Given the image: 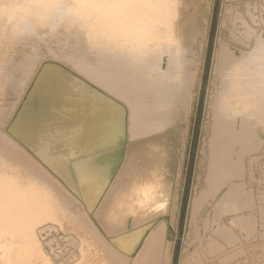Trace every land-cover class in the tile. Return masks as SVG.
Segmentation results:
<instances>
[{"label": "rangeland", "instance_id": "rangeland-1", "mask_svg": "<svg viewBox=\"0 0 264 264\" xmlns=\"http://www.w3.org/2000/svg\"><path fill=\"white\" fill-rule=\"evenodd\" d=\"M27 1L30 2L31 0H0V8L3 7L4 5L15 6V4L20 5L21 3H22L21 5L24 6L26 3H28ZM36 1L32 0L33 4L26 5V6L22 7L21 9L23 11L18 10V8L17 9L15 8L16 10L12 11V12H14L15 15H16V13H18V15H16V16L20 19L19 21L23 22V23L18 22L19 24L18 23L16 24V28H19V30L22 29V31H25V32L30 31L31 33H35L34 35L32 34L31 39H34L35 35H36L35 37L38 39H45L46 40L45 43L41 46L42 50H46V45H48V47H49L52 43H54V41H55L54 39H56V37H57V40L55 42L56 44L54 43L53 44L54 46L49 47L48 51L47 50L46 51L49 53V57H51L53 59L59 60V55H60V59L62 61L61 60H59V61L63 65L65 64L64 67L66 69H68L69 74L74 75V76H76V75L79 76L76 73V68H75L77 65H79L81 67L83 65V67H84V65H86V64L96 65V64L100 63L101 61L106 62V61L111 60L113 62H116L119 66L123 67L122 62H121L122 61V51L121 50L124 49L125 52L127 53L129 51L128 48H131L130 45L132 43H129V40L127 41L128 43H125V44H124V42L123 43L121 42V36H119L120 35L119 33H121V31H119L120 25H118V27H116V25L118 23H120V18L113 20V22H115V23L110 22V24H109L110 20L107 21L106 19H108V18L103 19L105 16L101 15L102 16L101 19H103V20H97V21L98 22H101V21L104 22V20H105L106 22H104L103 24L101 22V25L102 26L105 25L106 27L105 26H104V28L98 27V25L95 26V24L93 25L94 28L92 26V28H93L92 30H94V31L97 30L98 32L100 31L102 33V35L104 36V38L107 37L106 36L107 34L105 35V33L109 32L108 35L110 37L108 39H105V40L102 39L105 42L104 41H101V42L106 43V40H108L109 41V43H107L108 45L109 44L110 45L115 44L114 45L115 48L113 45H111V47L110 46L108 47V46H106L107 44H104L108 50L105 49V50H107L106 51L107 53L104 51V48L102 50H100V52L103 51V52H101V54H102L101 55V54H99L100 52H99L98 48L101 49V47H104V46H103V43L101 44V42H97L96 39H95V41L93 39V42H97L100 45H102L101 47H99V44L96 45V48L98 50L93 45L94 43H92V42L90 43V41H92V39L90 41H88L89 39L87 40L86 36H84L83 34L82 35L80 34V36H78L79 38H76L77 41L75 39H72L70 36H69L70 40L66 37H60V35L62 36V34H60V33H63V32H60L61 31L60 28H62L60 26H64L65 24H67L65 26H69V27H66V29H68L67 32L70 33L69 35H71V36L73 34H75V32H76L75 30L77 28L80 29L81 27H83L82 23L80 21H76V22L81 23V24H77L76 22L73 23V21L76 18V16L80 17L85 12L86 13L89 12L88 10L90 8H86L85 5H84L85 6L84 7L83 4L80 2H77V0H53V1L57 2L58 5H56L57 3L53 2L52 0H36ZM43 1H45V2H43ZM46 1H48L49 3L53 2V4L55 6L51 5V4H50V6L46 5V4L43 5L42 3H46ZM32 2H30V3H32ZM75 2H77L78 4ZM195 2H197V3H194V6H195L194 9L197 6L196 11H199L198 17L200 20L199 19L198 20L200 21L199 22L200 31L198 34L197 41L194 44L192 43V47L191 46L189 47V51H187V52L184 51V54H183L184 55L183 56L184 57V64H182V67H183L182 73L185 71V73L187 72V74H188V77H187L188 80L186 79V83L188 82V85H187V88H188L187 100L188 101L187 102H189V106L186 108V110H185L186 112L178 119L179 121H178V124L175 126V128L166 130L165 132L161 133V134L165 135V137H163L162 139L160 138V136H162V135L158 136V134L157 135L154 134V135L141 136L139 139L129 140L128 138H126V121L124 119V121H125V137L121 143L122 157H124V158L121 157L122 161L117 165L113 174H115L120 169V167L122 168V165L124 163H126V161H128V158H127V147L128 146H130V147L135 146L136 147L137 145L142 143V140H144V139L151 140L154 142V146H155V144L158 146V149L156 148L157 146H155V147L152 146L156 150L154 148L151 149V158H152L151 164L153 166V170L156 173L164 175L168 178V181L170 183V193L172 194V196H171L169 209L165 213L160 214V216L153 221L152 225H154L158 221H160L161 218L166 219L168 222L167 223V234L165 235V238L162 240V243L160 246V248L162 249V254H161L162 258L167 256V259H166L167 263L166 264H264V235H263L264 234V138L262 139V137L264 136V134H263L264 133V119H263V116H264V112H263V110H264L263 109L264 108L263 107L264 106V99H263V101L259 99V98H264V94H263L264 93V90H263L264 89V72H263L264 71V60H263L264 59V52L263 51L260 52L262 49L264 50V47H263L264 46V0H195ZM62 3H63V5H62ZM72 3L75 5H73ZM79 4H81V5L79 6ZM35 5H36V7H35ZM72 5L75 8L72 7ZM13 6H11V7H13ZM47 6H49V7H47ZM53 6L55 7V9H53ZM59 6H60V8H59L60 10L63 8L62 11L56 10V8L58 9ZM76 6L77 7L79 6L80 8H78V10H77ZM81 6L83 7L82 9H81ZM237 6H239V7H237ZM39 7L41 9H39ZM72 8H74V10ZM85 8H86V10H85ZM67 9H68V11H65ZM70 9H72V10H70ZM75 9L77 12L75 11ZM54 10H55V12H54ZM79 10H81L80 11L81 13L79 12ZM56 11L58 12L57 14L60 13L61 15L65 16V20L63 19V16H60V14L56 16L55 15ZM64 11L66 12V14H68L67 16L63 14ZM49 12L50 13L52 12V15H55V17L52 16ZM61 12H63V13H61ZM68 12L69 13L71 12V13L69 14ZM78 12H79V14H78ZM234 12L236 15L234 14ZM86 13L84 14V16H82V17H84V20H85V17H87V16H85ZM237 13L240 15H238ZM19 14L21 16H19ZM25 14H27L28 16ZM71 14L75 15V16L72 15V17L74 16L73 18H71L72 20L70 19L71 16H69ZM251 14H252V16H251ZM25 16H27V17L25 18ZM51 16L53 19L52 18L50 19ZM82 17L77 18V19L80 20ZM233 17H234V19H233ZM39 19H40V21H38ZM48 19L51 20L50 21L51 23L48 21ZM59 19H60V21H59ZM62 19H63V21H62L63 23L61 22ZM43 20H46V21H43ZM66 20L68 22L71 21L72 24H71V22H69L70 24H68V22L65 23L64 21H66ZM58 21L60 24L61 23L62 24L59 25V23H57ZM52 22H53V25H52ZM87 22H85V23H87ZM107 22L109 24L108 26H111L113 23L112 28H114L113 26H115V29H112V31H111V27H109L110 29H108V27L106 25ZM116 22H118V23H116ZM22 25H24V26H22ZM73 25H75V26H73ZM56 26H59L60 28L56 27ZM90 26H91V24L89 25V27ZM24 27H25V29H24ZM71 27H73V28H71ZM37 28H39L40 30ZM44 28H48V29H44ZM52 28L54 29V31H52L53 30ZM117 28H118V30H116ZM70 29H72V30H70ZM107 29H108V31H107ZM113 30H114V32L115 31L116 32L114 33ZM246 31H247V34H246ZM58 32H60L59 35H58ZM112 32L118 37L116 38V36L114 34L110 35V33H112ZM117 33H118V35H117ZM254 34H256V35H254ZM113 35H114V37H112ZM83 36L86 38V40H85V38H83ZM230 36L231 37L233 36V37L231 38ZM244 36H245V38H243ZM73 37H75V36H73ZM63 38H64V40H63ZM113 38L116 39L114 41V43L112 42ZM255 38L258 39L259 42ZM49 39H50V41H49ZM261 39H262V41H261ZM68 40H69V42L72 40V43L71 42L69 43ZM116 41L117 42L120 41L119 43H121V44H118ZM239 41H242V42H239ZM86 42L87 43L89 42L94 47H92L89 43H88L89 44L88 45ZM78 43H79V45H78ZM259 43H261V44H259ZM116 45H118V46L116 47ZM120 45H121V48L119 47ZM58 46H59V48L61 47L60 49L62 50V51L60 50L61 51L60 54L57 51H53L50 49L52 47L53 48L56 47L57 49H59ZM112 46H113V48H112ZM258 46H259V48H258ZM260 46H261V48H260ZM122 47H123V49H122ZM109 48H111V49H109ZM117 48H118V50H117ZM251 49H252V51H251ZM111 50L113 52H111ZM114 50H117V51L115 52ZM219 50H221L224 53L223 57H226V58H223L222 61L218 59L219 53H220ZM75 51H78V52L81 51L82 54H81V52L78 53ZM165 51L166 50H163V51L158 50V54L156 55V57H157L156 61H159L160 65L161 64L163 65V66L161 65L162 70L166 69L167 68L166 66H168L169 64H170L169 66H171L170 68L173 67V70H174L175 69L174 67H177V65L179 66L178 59L176 56H174V57H176V60H174L173 64L171 65L173 59H175V58H173V59H172V57L170 58V55H168L170 52H167V51L165 52ZM114 52L116 54L118 52V54L116 55ZM65 53H67L66 56H65ZM68 53H70V54H68ZM83 53H85L86 55ZM104 53L107 54L105 57H104ZM109 53H111V55ZM112 53H114L115 55ZM133 53H135V51L134 52L130 51L129 54H127V56L130 57V55ZM135 54H137V53H135ZM244 54L246 56H244ZM133 55H131V56H133ZM257 55H259V56H257ZM163 56H165V57H163ZM168 56H169V58H168ZM260 56H262V57H260ZM109 57H110V59H109ZM117 57H119L120 59H118ZM230 57H233L236 60H234ZM251 57L254 58L253 59L254 62L252 61ZM111 58H113V59H111ZM114 58H115V61H114ZM228 58H230V60ZM256 58H259V59H256ZM170 59H172V60H170ZM249 59H251V61ZM161 60H163V61L161 62ZM261 60H263V61H261ZM73 61H75V62H73ZM76 61L77 62L79 61V62L76 64ZM176 61H177V63H176ZM20 62L22 63V64L20 63L21 67L17 68V70L14 69L13 73L9 75V80L6 81L5 85L2 84V82L0 81V147H2V148H0V152H2V153L6 152L7 154L4 153L6 155H9L10 153L12 156L16 155V158L17 159L19 158L18 160L20 162L23 161L21 163L23 165V167L25 166V168L28 169L30 166V168L33 167L32 168L33 170L39 171L40 174H38V172H36V176H37L36 178L39 180L41 186L45 185L44 191L47 190L46 192H47L48 198L53 199V200H51V204H52L51 210L52 211H50L46 217H44L40 220H37V222L34 224V232H33L34 235H31L29 238L25 237V239H24L23 244L26 247L29 255L32 256L31 258H30V256H28L29 259L31 260L30 262L32 264H34V263L35 264H113L115 261H117L114 264H117V263L118 264H134V262L137 261V255L139 254V249L141 247L142 242H140L136 246L134 251L129 256L125 255V254L122 256L119 254L116 255V253H118V252L115 251L116 252L115 253L114 249L112 248L113 245L115 246L114 239L111 236H109L107 233H104V232H103V234L101 233L102 235H100L99 233H97L95 231V229H91V227H90V224L88 221V216L94 215L93 213L96 211L98 204L96 205V208L94 210H92L94 205L91 208H89V206H88L89 204L87 203V201L84 199V197L81 194V192H83V193L86 192V189L87 190L99 189L100 185H102L105 182V178H104L105 172L107 170H110V169L113 170L114 158L112 156V154H113L112 149L114 147V144L111 142V140H108L104 135L103 136L99 135L98 131L102 130V126H101L100 121H98V122H100V125L97 123L93 127V133H92L93 138L92 139L87 138V141H89L91 143V146L89 147L90 148L89 151H87V153H85L86 155L80 153V155H76L74 158L71 157V159H70L72 161V162L70 161L71 167H72V169H71L72 170V176L71 177L74 178V180L78 184L79 189H80L79 193H74L71 190H69V192L66 191L64 189V188H66V185L64 183L61 185L57 180H55V178H53L51 175H49V173L47 172L49 168H47V166H45L44 162H42L41 160H39L36 157V155L33 153V151L30 148H27L26 146H24V143L20 142L21 144H23L22 149H24V150H22V152H24L23 154H25L26 157L23 154L22 155L25 158H23V156H20V157H22V158H20L19 156H17V154H15L16 152L14 153V152L10 151V149H8L5 146L6 144H8L6 142H11L13 144L17 143V141L15 142L13 139H11L12 137H10V135L8 134V128L10 127V121H11L12 116H13L12 114L15 112L16 108H18V106H17L19 104L18 97L23 93L22 91L25 90L24 85H26V83L28 82L29 77H30L29 67L26 66V64L23 63V61H20ZM189 62H190V64H188ZM230 62H232V63H230ZM244 62L247 64H245ZM249 62H252L253 67H256V69L253 68L252 64H250ZM67 63H68V65H67ZM225 63H227V64H225ZM256 63H258L260 67L258 66V64L256 65ZM239 64H240V66H239ZM228 65H230V66H228ZM180 66L178 67V69L180 68ZM246 66L248 67L249 70L247 69ZM249 66H251V67H249ZM232 68H234V70ZM242 68H244L245 70ZM77 69H80V68L77 67ZM225 71H227L229 74L232 72L235 75L234 76H233V74L229 75L227 72L225 74L224 73ZM243 71L244 72L246 71V74ZM237 73H241L239 78L240 77H243V78L247 77L248 79L249 78H251V79L255 78L256 80L259 78L258 80H260V82L257 81V86H258V89H260V91H261L260 96L261 95H263V96L259 97L258 100L255 102V100H251V101L248 100L249 98L253 99V96H250V94H249V96H247V94H246V96H244L243 91H241V89L239 91H236L230 97L231 104H234L233 109H231L232 107L230 109L232 111H234L233 113L236 115H234L233 113H231L232 115L229 114L231 111L229 110V108H227V109L225 108L227 111V114H228V115L226 114L228 116V118H227V116H226V118H224V115H223V119H222L221 109L217 110L218 108H221V107L216 106V104L219 102V101H217V99H219V96L221 94L220 93L221 90L220 89L215 90V89L221 88L223 86V93H224L225 83L228 86L227 81L230 79V77L233 81V84H234L235 78H236V80L239 79L237 77L238 75H236ZM221 75H222V78H221ZM244 75H246V76L244 77ZM250 76H252V77H250ZM18 77H20V78H18ZM223 77L225 79H223ZM22 80H24V81H22ZM166 81H170V80L167 79ZM232 81L231 82L228 81L230 88H228V89L226 88L227 91L232 90L231 88L233 86L232 87L230 86V85H233ZM239 81H240V79H239ZM260 83H261V85H260ZM1 84H2V87H1ZM89 84L92 85L97 91H99V92L103 91L102 86L101 87L99 85L97 86V84L94 83V84H96V86H95L90 82H89ZM220 84H221V86H220ZM242 84L244 85V83H242ZM216 86H217V88H216ZM212 91L216 92V93H213ZM218 91L220 94L218 93ZM210 92H211V94H210ZM231 92H233V90ZM215 94L217 96H215ZM218 94H219V96H218ZM235 94H236V96H235ZM209 95L211 97H209ZM222 95L224 96V94H222ZM234 97H236V98H234ZM222 99H223V97H222ZM224 99H225V97H224ZM242 100L244 103L242 102ZM247 100L249 101V103ZM215 102H216V104H215ZM220 102L222 103V101H220ZM240 102H242L243 105L246 104L245 107H242L243 105ZM251 102H253V104ZM257 102L260 104L258 105ZM221 103H218L217 105L220 106ZM238 103H240V104H238ZM250 103L252 104V107H250V105H251ZM210 104H211V106H210ZM254 104L258 105V107L257 106L255 107V108H257L258 112L255 110V108H253ZM119 105H121V107L125 111V109H124L125 104L119 103ZM214 105L216 106V109H215V107L213 108ZM235 105H237V107H239L240 109L236 108ZM246 107H250L251 109L246 108ZM213 109L216 110L217 113H218V111H220L219 112L221 115V116H219V117H221L220 118L221 120L219 119L220 122L218 119H216V118H218L217 115L219 113L217 114L215 111H213ZM248 109H249L250 114L247 113ZM252 109L254 112L252 111ZM259 110H261V111H259ZM256 112H257V114H256ZM241 113H244V115L248 118H245L244 115ZM252 113H254V115H251ZM258 113L261 115L260 116L261 120L258 117L259 116ZM255 114L258 116H255ZM214 116H215V118H214ZM253 117H256L254 119H257V120L259 119V120L258 121L254 120ZM239 118L241 120H243V119L246 120L245 122H248L249 120H251V121H249L251 123L249 128L253 129L255 126H256V128L258 127V129H259L258 131L261 130L260 132H262V135L256 136L252 132L253 133L251 135V136H253V138L251 137L252 142L250 141L249 144L245 143L243 149H241V146H239V145H233V147H232L233 149L231 150L233 153V154L231 153V159L232 160H231L230 165H229L230 168L232 167L233 169L228 170V169L224 168V169L228 170L230 172L229 173L228 171L221 168L224 171L222 170V173H220L221 170H219V168L222 167V165L216 163V161H215L216 159L214 157V155H215L217 158V162H218L219 157L216 155L219 152V150H216L218 145L216 146L214 144H217L216 139L218 138L219 134L221 133L219 131H223L221 129H224V128L229 129L232 127L231 125H233L235 128L237 127V129H239V127H241V124H240L241 120ZM226 119H229V121ZM231 119H234V120L230 121ZM218 122H219V124L216 127V123H218ZM230 122H232V124ZM252 122H253V124H252ZM254 122L257 125H255ZM229 123L231 125H229ZM220 124H221V126H220ZM223 124H226V126ZM218 127H220V130L217 129ZM215 129H217V130H215ZM216 131H217V133L219 132V134H217ZM245 134H246V132H245ZM216 136H217V138H215ZM259 137H261V138H259ZM54 138L55 137L53 136V134L48 133V135L46 137H43V139H40V142L49 146V148L57 156H59V155L62 156V154H61L62 152L59 151V147L61 146V143ZM214 139H215V141H214ZM16 140L19 141L20 139H16ZM155 141H158V143ZM217 141H218V139H217ZM256 142H257V144H256ZM17 146H20V145L18 144ZM214 146L216 149L214 148ZM254 148L256 151H254ZM5 149L7 151H5ZM214 150H216L217 153H213V155H212V151H214ZM233 150H234V152H233ZM243 150H244V152H243ZM251 150H252V152H251ZM239 151H241V152H239ZM8 152H9V154H8ZM236 153H239L237 155H241V156L235 155ZM11 155H9V157ZM211 156H213V157L211 158ZM83 157H85V159H82L80 162H78L77 166L80 165L81 168L87 167V169L85 168L84 171H83L84 168L81 169L80 167H77V166H76L77 168L75 167L76 160H80ZM238 157H239V160H238ZM255 158H257V159H255ZM210 159H212V160H210ZM211 161H213V162L211 163ZM232 161L234 163L233 164L234 166H232V164H231ZM26 163H29V164H26ZM102 163L104 165H102ZM240 163H241V166H240ZM27 165H29V166H27ZM35 165H37L39 168H37ZM217 165L219 168L217 167V169H215L214 172H211L214 169V167L216 168ZM97 166H98V168H97ZM108 166H109V168H108ZM225 166L227 168H229L227 164ZM99 167H100V169H99ZM35 168H37L38 170ZM78 168L80 169V171H78L79 170ZM88 169H89V171H87L88 173L86 172L87 173V175H86L85 171ZM81 170L83 171L82 173H81ZM239 170H241V171H239ZM63 171L66 174L67 171L65 168L63 169ZM231 171H232V173H231ZM209 172L212 176L208 175ZM216 172H218L217 174L220 173L219 176L216 175L217 178H216V176H214V173L216 174ZM226 172H228V173H226ZM250 172L252 173L251 175H250ZM235 173H237V174H235ZM79 174H81V176ZM82 174L83 175L85 174L86 177H82ZM221 174H223L222 175L223 177L226 176L227 174H228L227 176H230V177H228V178H227V176L224 177L223 178L224 183H221L220 181H222V179L220 178L221 179L220 180L218 178V177H221ZM39 175H42V178L44 180L43 179L40 180L41 176L39 177ZM208 176H210V180L215 181V183L213 181H210L208 179L209 178ZM120 177H121V179H120L121 185L114 188V190L110 194L111 196H110L109 200L107 201V203L104 205V207L100 211L101 219L104 222V224L106 225L105 227H108V228H106L107 231H109L111 233L113 232L110 235L115 234L114 231L116 229L123 227L126 219L129 216L131 217V214H133V216H137L138 214H140L139 212L141 210V207H138L137 202L133 201L132 196L129 195V186H131V185L129 184L128 168L126 170V173L122 174ZM213 177L216 178L218 184L221 183V187H220V185L217 184L216 180H214L215 178H213ZM80 178H81V180H80ZM82 178H84V179L82 180ZM225 178H227V179H225ZM257 178L260 181L257 180ZM62 179L64 180L65 183H68V181L65 178H62ZM250 179H252V180L250 181ZM45 180L47 181V183H44ZM84 180H85V182H84ZM138 181H139V178L136 179V182H138ZM92 182H94V183L96 182V185L94 183L92 185ZM208 185H210V187ZM212 185H213V187H211ZM83 186H85V187H83ZM216 186H217V188H216ZM81 187H83L84 190H82ZM53 188H55L56 190L54 191ZM213 188H214V191H215V189H217L215 191V193L213 192ZM207 189H210V190L207 191ZM58 192L61 195L62 194L63 195L61 196L60 194H58ZM228 192H230L231 194ZM200 193H203V194H200ZM210 193H211V195H210ZM204 194L206 195L205 197L203 196ZM246 194L249 195L250 198ZM57 195L58 196L60 195V196L57 197ZM207 195H210V197L209 196L207 197ZM222 195H223V197H222ZM201 196H203L205 201L202 200L203 198ZM199 197L202 200V202H201L202 205L200 202H198ZM62 198H63V200H62ZM252 198H253V200H252ZM219 201H221L222 203ZM196 202L200 203V204H197ZM218 202H219V205H217ZM54 203H55V205H54ZM56 203H58V204L60 203V204L57 205ZM72 203H75V204H72ZM64 204L66 206H68L69 209ZM252 204L255 206H253ZM189 205H192V206H189ZM199 206H201V207H199ZM194 207H196V208H194ZM235 207L238 209H236ZM63 208L66 211L63 210ZM198 208H199V210H198ZM212 208H215V209H212ZM232 208L233 209L235 208V211L232 210ZM138 210H139V212H138ZM193 210H197L198 212L197 211L195 212ZM131 211H132V213H131ZM134 211H136V212L134 213ZM192 211H193V214H192ZM223 211H224V213H223ZM70 212L72 215L70 214ZM106 212H108V214H106ZM175 212H176V215L174 214ZM66 213H67V215H66ZM104 213H105V215H104ZM136 213H138V214L136 215ZM68 214L73 219L70 216L68 217ZM50 215H52V216H50ZM174 215H175V225H174V227H172L171 221H173ZM57 216H59V217H57ZM81 216L83 218H81ZM218 216H220V217H218ZM62 217H65V218H62ZM84 217H85V219H84ZM192 217H194L195 219L197 218L196 219L197 221H195V219ZM60 218L62 221L60 220ZM188 218L189 219L191 218L190 220L194 219L193 221H195V222H191V221L188 222L189 221ZM258 218L260 219V221ZM76 219L78 222L76 221ZM254 219H255V221H254ZM73 220L76 221L77 223H75ZM63 221H66V222L63 223ZM82 221H83V223H82ZM86 221H88V222H86ZM207 221H208V223H207ZM190 223L192 224V227L195 226V224H196V227L192 228L194 230H192L190 228L191 227ZM83 224L86 225L87 227H85ZM236 225H238V226H236ZM228 227H229V230H227ZM214 228L216 230H214ZM87 230H89L90 232ZM195 230L197 232H194ZM92 231L94 233H92ZM220 231H222V233ZM91 233H92V235H91ZM219 233L221 235H219ZM94 234H96V235H94ZM224 234L226 237L223 236ZM33 236H35L36 238H34ZM231 236L234 239L236 238V240L232 239ZM101 238H102V240H101ZM85 239H87V240H85ZM31 240H32V242L34 240L36 242L37 241L38 242L36 243L34 241L32 244V242H30ZM25 241H27V243H25ZM34 244H35V246H34ZM36 244H38V245L40 244L41 246L40 245L38 246ZM214 245L216 246V248ZM31 246H32V248H31ZM3 248L4 247L0 246L1 252L4 250ZM106 248H108V250ZM37 249H39V250H37ZM36 251H38V252H36ZM1 252H0V255H1ZM110 252L114 253V254L111 255ZM30 253H32V254L34 253V254L32 255ZM160 253H161V250L159 248L156 249V252L154 255V260L152 259L151 263L149 261L148 262L150 264H162V262L160 263V257H161ZM2 255H4L5 257ZM2 255L0 256L3 258V259L0 258L1 264H4V262H5V264H10V263L11 264H14V263L15 264H23V263H21L22 259L20 258V256H22V255L19 254L16 246L13 248V250L12 249L8 250L5 248V250L2 252ZM113 255H116V257L118 255L122 258L124 257L125 259H127V261L124 262L125 259H122V258L120 260L119 256L117 258H115L116 259L115 260L113 258L115 256H113ZM7 258H9V259H7ZM198 258H200V259H198ZM31 263H29V264H31ZM149 263H147V261H146L143 264H149Z\"/></svg>", "mask_w": 264, "mask_h": 264}, {"label": "bare ground", "instance_id": "bare-ground-1", "mask_svg": "<svg viewBox=\"0 0 264 264\" xmlns=\"http://www.w3.org/2000/svg\"><path fill=\"white\" fill-rule=\"evenodd\" d=\"M34 1H36V0H34ZM30 2H32V0ZM30 2L26 3L24 6L33 4V2L32 3H30ZM43 2H45V1H43ZM53 2H55V1H53ZM53 2L49 3L48 1H46V3H42V4L43 5L46 4V5L50 6V4L54 5ZM77 2L82 3L83 6L85 5L86 8H90L89 10L87 9L90 13L85 12L86 13L85 16H87V17H85V20H84V17H82L85 14L83 12L84 14L83 15L81 14L82 16H80V17H82V18L80 20L77 19L80 17L76 16V18L73 21V23H75L76 21H80L82 23V26H83V27H81L82 29L77 28L75 30L76 31L75 34H73L72 36L69 35L70 33L67 32L68 29H66V27H69V26H65V25H67L65 23L68 22L66 20V21H64L65 27L60 26V27H62V28H60L59 26H56V27H59L61 29L60 32H63V33L58 32V35L60 33V34H62V36L60 35V37H66L68 39L71 37L72 39H75L77 41L76 38H79L78 36H80V34L81 35L83 34L84 36H86L87 40L89 39L88 41H90L92 39V41H90V43L91 42L94 43L93 45L96 48V45L99 44L97 42L104 41L105 39H108L110 36L108 35L109 32L108 33L104 32L105 35L107 34L106 35L107 37L105 36L106 38H104V36L102 35V33L100 31H99L100 32L99 33L97 30H95V31L92 30L94 28L93 25L95 24V26L98 25V27L104 28L105 25L102 26L101 22L103 24L106 21L104 20V22L103 21L98 22L97 20H103V19L108 18L106 20L107 21L110 20L109 21V24H110V22H113V20L120 18V23L116 22V23H118L116 25V27H118V25H120L119 31H121V33H119L120 34L119 36H121V42L122 43L124 42V44H125V43H128L127 41L129 40V43H132L131 45L129 44L131 46V48H128L129 51L127 53L125 52V50L122 47L123 50H121L122 51V61L121 62H122L123 67L119 66L116 62H113L111 60L106 61V62L101 61L100 63H98L96 65L86 64V65H84V67L82 65L83 68L81 66L77 65L75 67L76 73L80 77L77 75L76 76L71 75V74H69L68 69H66L64 67L65 64L63 65L59 61V60H61L60 55H59V60L53 59V58L49 57V53L47 52L49 47L54 46L53 44L56 42L57 37H56V39H54L55 41L52 39L54 41V43H52L51 45L49 44L50 45L49 47H48V45H46V50H47L46 51V50L41 49V46L46 41L45 39H38L35 37L36 35L34 36V39H31L32 34L34 35L35 33H31L30 31L25 32V31H22V29L19 30V28H16V24L18 22L20 23L22 21H19L20 19L16 16V15H18V13H16V15H15L14 12H12V11L13 10L15 11L17 8H18V10L23 11L21 9L22 7H24L21 5L22 3L20 5L15 4V6L11 5L13 7L8 6V5H4L3 7H1L0 8V81L2 82V84L5 85L6 81L9 80V75L13 73L14 69L17 70V68L21 67L22 63L20 61H23V63H25L26 66H28L30 69L29 80L27 83L25 82L26 83V85H24L25 90L22 91L23 93L18 97V101H19V104L17 105L18 108H16L15 112L12 114L13 116H12V119L10 121V127L8 128V134L10 135V137H12L11 139H13L15 142L17 141V143L19 142L18 144L20 146H17L18 145L17 143L13 144L11 142H6L9 145L6 144L5 146L8 149H10V151H12L14 153L16 152L15 154H17V156L20 157V156L24 155L26 157V155L23 154L24 152H22V150H24V149H22L23 144H21L20 142L24 143V146H26L27 148H30L33 151V153L36 155V157L39 160H41L42 162H44L45 166H47V168H49L47 171L49 173V175H51L53 178H55V180H57L61 185L63 183L66 185V188H64L66 191L69 192V190H71L74 193H79V190H80L79 186L76 183V181L74 180V178L71 177L72 176V170H71L72 167H71V163H70L71 160L70 159H71V157L74 158L76 155H80V153L85 154V153H87V151H89V149H90L89 147L91 146V143L89 141H87V138H89V139L93 138L92 133H93L94 125L97 123L100 125V122H101L102 130L98 131L99 135H101V136L104 135L108 140H111V142L114 144V147L112 149V151H113L112 156L114 158V165H113V170L110 169V170H107L105 172V174H104L105 175V177H104L105 182L102 185H100L99 189H96V190L95 189H93V190H91V189L87 190L86 189V192H84V193L81 192L82 196L84 197V199L89 204L88 205L89 208H91L94 205L92 208V210H94L96 208V205L98 204L96 211L93 213L94 215L88 216V221H89L90 227H91V229H95V231L97 233H99L100 235H102L104 232V233H107L109 236H111L114 239L115 246L114 245L113 246L111 245V246L114 249V252L115 251L118 252V253L115 252L116 255L119 254L122 256L125 254V255L129 256L134 251L136 246L140 242H142L141 247L139 249V254L137 255V261H135L134 264H143L146 261H147V263H149V262L151 263V260L152 259L154 260V255H155L156 249H158V248L161 250L160 263L162 262V264H166L167 263V261H166L167 256L162 258V255H161L162 249L160 248V246H161L162 240L165 238V235L167 234V223L168 222L166 219L161 218L160 221H158L156 224L152 225V223L156 218H158L160 216V214L165 213L169 209L172 194L170 193V183L168 181V178L164 175L156 173L153 170V166L151 164V162H152L151 149L157 145L155 144V146H154L153 141L144 139V140H142V143H140L136 147L135 146H133V147L128 146L127 147L128 161H126V163H124L122 165V168L120 167V169L115 174H113V172L116 169L117 165L122 161V158H124V157H122L121 143L125 137V121H126V138H128L129 140L139 139L141 136L154 135V134L155 135L158 134V136L162 135V136H160V138L162 139L163 137H165V135L161 134V133L165 132L166 130L175 128V126L178 124V121H179L178 119L186 112L185 110L189 106V102H187L188 101L187 100L188 82L186 83V79L188 80V78H187L188 74H187V72L185 73V71L182 73V70H183L182 64H184V57H183L184 51H186V52L189 51V47L190 46L192 47V43L194 44L197 41L198 34L200 31V27H199V22H200L199 20L200 19L198 17L199 11H196L197 6L194 9V7H195L194 3H197V2H195V0H77ZM77 2H75V3H77ZM55 3H57V2H55ZM56 5H58V3ZM62 5H63V3H62ZM73 5H75V4H73ZM73 5H72V7H74ZM80 5L81 4H79V6ZM49 6H47V7H49ZM54 6H53V9H55ZM79 6L78 7L76 6L77 10H78V8H80ZM35 7H36V5H35ZM237 7H239V6H237ZM59 8H60V6L58 7V9L56 8V10L57 11L60 10ZM74 8H72V9L74 10ZM82 8L83 7L81 6V9ZM86 8H85V10H86ZM39 9H41V8L39 7ZM62 9L60 11H62ZM72 9H70V10H72ZM57 11H56V14L54 13L56 16L60 14V13L57 14L58 13ZM65 11H68V9ZM65 11H64V13L63 12H61V13H63L64 15L67 16L68 14H66ZM75 11H76V9H75ZM80 11L81 10H79V12ZM54 12H55V10H54ZM79 12H78V14H79ZM50 14L52 15V12ZM74 14L69 15V16H71L70 19L75 16ZM234 14H235V12H234ZM25 15H27V14H25ZM55 15H52V16L55 17ZM72 15H74V16L72 17ZM101 15H103L105 17L103 19H101V17H102ZM238 15H240V14H238ZM19 16H21V15L19 14ZM27 16H25V18ZM52 16L50 17V19L52 18ZM60 16H63V15L60 14ZM251 16H252V14H251ZM234 17H233V19H234ZM93 18L94 19L96 18V19L94 20ZM60 19H59V21H60ZM63 19L65 20V16H63ZM63 19L61 20V22L63 21ZM38 21H40V19ZM43 21H46V20H43ZM48 21L50 22L51 20L48 19ZM59 21L57 23H59ZM84 21L85 22L88 21L87 22L88 24L85 23ZM69 22H71V21H69ZM69 22H68V24H70ZM81 23H77V24H81ZM113 23H115V22H113ZM113 23H112V25H113ZM61 24L59 23V25H61ZM71 24H72V22H71ZM90 24H91V26L89 27ZM109 24H108V22L106 23L108 29H110L109 27H111V31H112V29H115V26H113L114 28H112V25L108 26ZM52 25H53V22H52ZM22 26H24V25H22ZM73 26H75V25H73ZM92 26H93V28H92ZM71 28H73V27H71ZM24 29H25V27H24ZM37 29H39V28H37ZM44 29H48V28H44ZM108 29H107V31H108ZM70 30H72V29H70ZM116 30H118V28ZM52 31H54V29ZM113 32H114V30H113ZM113 32L110 33V35L114 34L116 31L114 33ZM246 34H247V31H246ZM114 35L112 37H114ZM117 35H118V33H117ZM254 35H256V34H254ZM73 36H75V37H73ZM84 36H83V38H85ZM117 37L118 36H116V38ZM86 38H85V40H86ZM243 38H245V36ZM93 39H94V41L96 39L97 42H93ZM102 39H104V40H102ZM63 40H64V38H63ZM69 40H68V42H69ZM115 40L116 39L113 38L112 42L114 43ZM256 40L258 41V39H256ZM49 41H50V39H49ZM107 41L108 40H106V43L101 42V44L103 43L104 47H101L102 45L99 44V47H101V49L98 48L99 52L103 48H104L105 52L108 50L104 45V44L109 43V41L108 42ZM261 41H262V39H261ZM70 42L72 43V40ZM119 42H117V43L121 44ZM239 42H242V41H239ZM259 44H261V43H259ZM78 45H79V43H78ZM93 45H91V46L94 47ZM111 45H113V44H111ZM111 45L107 44L106 46L111 47ZM113 46H112V48H113ZM117 46L118 45H116V47ZM119 47L121 48V45ZM58 48H59V46H58ZM60 48L57 49L56 47L55 48L52 47L50 49L53 51H57L60 54L62 51ZM114 48H115V46H114ZM118 48H117V50H118ZM258 48H259V46H258ZM260 48H261V46H260ZM105 49H107V50H105ZM109 49H111V48H109ZM117 50H114V51L116 52ZM158 50H160V51L166 50L167 52H170L168 54V55H170V58L171 57H172V59L175 58V59H173L171 65L173 64L174 60H176V57H177L178 62H179L178 64H179V66L181 65L180 68L178 69L179 66L177 65V67H174L175 69L173 70V67L170 68L171 67V66H169L170 64L169 65L167 64L168 65V66H166L167 68L165 67L166 69L162 70L161 68L163 65L161 64L162 65L161 66L159 61H156V59H157L156 55L158 54ZM130 51H133V52L135 51V53H137V54L133 53L134 55L131 54L133 56L130 55V57H128L127 54H129ZM219 51H220V53H219L218 59L222 61V59L226 58V57H223L224 53L221 50H219ZM251 51H252V49H251ZM262 51L264 52L263 49L260 52H262ZM75 52H78V51H75ZM80 52H78V53H80ZM101 52H103V51H101ZM101 52L99 54H101ZM111 52H113V51L111 50ZM114 53H112V54H114ZM68 54H70V53H68ZM81 54H82V52H81ZM83 54H85V53H83ZM109 54L111 55V53H109ZM117 54H118V52H117ZM66 55H67V53H65V56ZM106 55L107 54L104 53V57ZM259 55H257V56H259ZM174 56H176V57H174ZM244 56H246V55L244 54ZM163 57H165V56H163ZM260 57H262V56H260ZM117 58L120 59L119 57H117ZM168 58H169V56H168ZM230 58L234 59L233 57H230ZM230 58H228V59L230 60ZM251 58L253 61L254 58L253 57H251ZM259 58H256V59H259ZM109 59H110V57H109ZM111 59H113V58H111ZM172 59H170V60H172ZM234 60H236V59H234ZM249 60L251 61V59H249ZM263 60H261V61H263ZM114 61H115V58H114ZM162 61L163 60H161V62ZM73 62H75V61H73ZM78 62L76 61V64ZM232 62H230V63H232ZM176 63H177V61H176ZM247 63H245V64H247ZM249 63L252 64V62H249ZM188 64H190V62ZM225 64H227V63H225ZM257 64L258 63H256V65ZM67 65H68V63H67ZM228 66H230V65H228ZM239 66H240V64H239ZM258 66H259V64H258ZM77 67H79L80 69H77ZM249 67H251V66H249ZM252 67H253V64H252ZM253 68L256 69V67H253ZM232 69L234 70V68H232ZM242 69H244V68H242ZM247 69H248V67H247ZM226 72L227 71H225L224 73L226 74ZM244 73L246 74V71ZM230 74H233V73L231 72ZM234 75L235 74H233V76ZM236 75H238L237 77L239 78L241 73H237ZM245 76L246 75H244V77ZM250 77H252V76H250ZM18 78H20V77H18ZM221 78H222V75H221ZM167 79H169L170 81H166ZM223 79H225V78L223 77ZM239 79H240V81H239ZM239 79L236 80V78H235L234 84H233L231 77L228 80L229 82L232 81L233 85H230V86L231 87L233 86L231 88L233 90V92H231L232 90L227 91V89L230 88L228 81H227L228 86L225 83L224 93H223V86L221 88H217V86H216L217 89H215V90H218V89L221 90V91L219 90L221 94L218 91L220 96L218 94L219 99H217V101H219L218 103H221L220 101H222L220 106H218L217 105L218 103L216 104V102H215L217 107H221V108H218L217 110L221 109V113H222L221 114L222 116H221L219 113L220 111H218V113H219L218 114L216 112V110L213 109V111H215L218 114L217 115L218 118H216V119L219 120L221 117L223 119V115H224V118H226V116L228 115L227 111H226L227 108H229V110L231 111L229 114L234 112L231 110V109H233L234 104H231L230 97L233 93H235L236 91H239L240 89H241V91H243L244 96H246V94H247V96H249V94H250V96H253V99L247 98L250 101L255 100V102H256L259 97L263 96V95L260 96L261 91H260V89H258V86H257V81L260 82V80H258L259 78L256 80L255 78H253V79L249 78L248 79L247 77L246 78L240 77ZM22 81H24V80H22ZM89 82L95 86H96V84H97V86L98 85L100 87L102 86L103 91H101V92L97 91L92 85L89 84ZM94 83H96V84H94ZM242 83H244V85ZM2 84H1V87H2ZM221 84H220V86H221ZM260 85H261V83H260ZM213 93H216V92H213ZM210 94H211V92H210ZM222 94H224V96ZM215 96H217V95L215 94ZM235 96H236V94H235ZM209 97H211V96L209 95ZM222 97H223V99H222ZM224 97H225V99H224ZM234 98H236V97H234ZM259 99L263 101L264 98H259ZM242 102H243V100H242ZM242 102H240V103L243 105L244 102L243 103ZM119 103L125 104V108H124L125 111L123 110L121 105H119ZM240 103H238V104H240ZM248 103H249V101H248ZM251 103L253 104V102H251ZM252 104L250 105V107H252ZM257 104L259 105L260 103L257 102ZM245 105H243L242 107H245ZM258 105L254 104L253 108H255L256 106L258 107ZM210 106H211V104H210ZM216 106L214 105L213 108L215 107V109H216ZM235 107L240 109L239 107H237V105H235ZM250 107H246V108L251 109ZM249 109L247 112L248 114H250ZM255 110L257 111V108H255ZM252 111H253V109H252ZM259 111H261V110H259ZM257 112H256V114H257ZM263 112H264V110H263ZM241 114L244 115V113H241ZM256 114H255V116L259 115L258 117L261 120V118H260L261 115L259 113H258V115H256ZM234 115H236V114H234ZM251 115H254V113H252ZM215 116H214V118H215ZM219 116H221V117H219ZM244 117L248 118L245 115H244ZM227 118H228V116H227ZM254 118H256V117H253V119ZM124 119H125V121H124ZM263 119H264V116H263ZM220 120H219V122H220ZM226 120L229 121V119H226ZM233 120L234 119H231L230 121H233ZM254 120H257V119H254ZM98 121H100V122H98ZM245 121L246 120H244V119L241 120V123H240L241 127H239V129H237V127L235 128L233 125H231L232 122H230L231 124L229 123V125L232 126L231 128H229L230 126L228 125L229 129L224 128L225 130L221 129L223 131H219L220 127L217 128V129H219L218 131L221 133L219 134V132L217 133V131H216V133L219 134V136H218V138H217V136L215 137L218 139V141L216 139L217 144H214V145H216V146L218 145V146H217V149L215 148V146H214V148L216 150H219V152L217 153L216 150H214V151H212V155H213V153H217L216 155L219 157L218 162H217L216 156L214 155V157L216 159L215 161H216V163L222 165V167L219 168L217 165L215 168L213 166L214 169L211 172H214V170L217 169V167L219 168V170H221L220 173H222V170L224 168H226L228 170L233 169L232 167L230 168V166H229L230 162L232 160L231 159V153H232L231 150L233 149L232 148L233 145H239V146H241V149H243L244 144L245 143L249 144L250 141L252 140L251 137L253 138V136H251V135L253 133L256 136L262 135V132H260L261 130L258 131L259 130L258 127L256 128V126H255L253 129L249 128L251 125V123L249 121H251V120H249L248 122H245ZM219 122L216 123V127L218 126ZM252 124H253V122H252ZM223 125L226 126V124H223ZM255 125H257V124L255 123ZM220 126H221V124H220ZM217 129H215V130H217ZM245 132H246V134H245ZM48 133L53 134V136L55 137L54 139H56L57 141H59L61 143V146L59 147V151L62 152L61 153L62 156L61 155L57 156L49 148V146L40 142V139H43V137H46L48 135ZM261 137H259V138H261ZM263 138H264V136L262 137V139ZM16 139H20V140L18 141ZM214 141H215V139H214ZM155 142L158 143V141H155ZM256 144H257V142H256ZM152 146H154V147H152ZM0 148H2V147H0ZM156 148L158 149V146ZM5 151H7V150L5 149ZM254 151H256L255 148H254ZM233 152H234V150H233ZM239 152H241V151H239ZM243 152H244V150H243ZM251 152H252V150H251ZM4 153H6V152H3V153L0 152V246L4 247L3 248L4 250H5V248L8 250H10V249L13 250V248L16 246L19 254L22 255V256H20V258L22 259L21 260L22 262L21 261L20 262L23 264H29V263H31L30 262L31 260L29 259L28 256H30V255H29L26 247L23 244L24 239H25V237L29 238L31 235H34L33 234L34 224L37 222V220H40V219L46 217L47 214L50 211H52L51 210L52 209L51 200H53V199L48 198V195L46 192L47 190L44 191L45 185L41 186L39 180L36 178L37 177L36 172H38V174H40L39 171L33 170L32 169L33 167L30 168L29 165H27V166H29L28 169L25 168V166L23 167V165L21 164L23 161L20 162L18 160L19 158L18 159L16 158V155L12 156L11 153L9 154V152H8V154L11 155L9 157V155H6L7 153L6 154H4ZM237 154H239V153H236L235 155H237ZM24 156H23V158H25ZM237 156H241V155H237ZM85 157L81 158L80 160H76L75 167L77 166V163L80 162L82 159H85ZM212 157L213 156H211V158ZM20 158H22V157H20ZM257 158H255V159H257ZM210 160H212V159H210ZM238 160H239V157H238ZM212 162L213 161H211V163ZM26 164H29V163H26ZM226 164L228 165L229 168H227L225 166ZM231 164H232V166H234L233 161ZM102 165H104V164L102 163ZM35 166L37 168H39L37 165H35ZM240 166H241V163H240ZM77 167H80V165H78ZM100 167H99V169H100ZM37 168H35V169H37ZM64 168L67 171L66 174L63 171ZM82 168H84V167H82ZM85 168L87 169V167H85ZM85 168L83 169V171L85 170ZM97 168H98V166H97ZM108 168H109V166H108ZM127 168H128L129 184L131 185V186H129V195L132 196L133 201L137 202V206L141 207L140 212L138 210V212L140 214L136 213V215L138 214L137 216H133V214H131V217L129 216L126 219L123 227L116 229L114 231L115 234L110 235L113 232L111 233V232L107 231L106 228H108V227H105L106 225L104 224V222L101 219L100 211L104 207V205L107 203V201L109 200V198L111 196L110 194L112 193L114 188L121 185L120 184L121 183L120 182V179H121L120 176L122 174L126 173ZM221 168H223V169H221ZM226 169H224V170H226ZM228 170H226V171H228ZM78 171H80V169ZM83 171L81 170V173ZM87 171H89V169L86 170L85 173ZM239 171H241V170H239ZM228 172H226V173H228ZM87 173H86V175H87ZM217 173L218 172H216V174L214 173V176L220 175V173L219 174H217ZM231 173H232V171H231ZM235 174H237V173H235ZM251 174L252 173L250 172V175ZM79 175L81 176V174H79ZM208 175L212 176L210 174V172ZM222 175L223 174H221V177H218V178L219 179L221 178L222 181H220V182L224 183L223 178L226 177L228 174L224 177ZM60 176L62 178H65L69 184L65 183L64 180ZM210 176H208L209 180H210ZM39 177L38 178L40 180L43 179L42 175H39ZM82 177H86L85 174L84 175L82 174ZM228 177H230V176H227V178ZM138 178H139V181L136 182V179H138ZM213 178H215V177H213ZM216 178H217V176H216ZM216 178L214 180H216ZM227 178H225V179H227ZM83 179L84 178H82V180ZM80 180H81V178H80ZM251 180L252 179H250V181ZM257 180H259V179L257 178ZM210 181H213V180H210ZM84 182H85V180H84ZM213 182L215 183V181H213ZM216 182H217V180H216ZM44 183H47V181L45 180ZM93 183L94 182H92V185H93ZM221 183L218 184V182H217V184L220 185V187H221ZM94 184L96 185V182ZM208 186L210 187V185H208ZM217 186H216V188H217ZM83 187H85V186H83ZM83 187H81L82 190H84ZM211 187H213V185ZM53 190L55 191L56 189L53 188ZM209 190L210 189H207V191H209ZM216 190L217 189H215V191ZM215 191L213 188L214 193H215ZM228 193H230V192H228ZM58 194H60V193L58 192ZM200 194H203V193H200ZM210 195H211V193H210ZM210 195H207V197L208 196L210 197ZM59 196L57 195V197H59ZM203 196L205 197L206 195L204 194ZM203 196H201V197L203 198ZM247 196H249V195H247ZM222 197H223V195H222ZM249 198H250V196H249ZM62 200H63V198H62ZM198 200H199L198 202L201 203L202 200H204V198L201 200V198L199 197ZM252 200H253V198H252ZM219 202H221V201H219ZM219 202L217 203V205H219ZM200 203H197V204H200ZM56 204L59 205L60 203L59 204L56 203ZM72 204H75V203H72ZM54 205H55V203H54ZM201 205H202V203H201ZM189 206H192V205H189ZM253 206H255V205H253ZM66 207H68V206H66ZM199 207H201V206H199ZM194 208H196V207H194ZM235 208L234 209L232 208V210L235 211ZM68 209H69V207H68ZM212 209H215V208H212ZM236 209H238V208H236ZM63 210H65V209L63 208ZM198 210H199V208H198ZM132 211H131V213H132ZM193 211L196 212L197 210H193ZM193 211H192V214H193ZM135 212L136 211H134V213ZM223 213H224V211H223ZM70 214H71V212H70ZM106 214H108V212H106ZM174 214L176 215V212ZM66 215H67V213H66ZM104 215H105V213H104ZM175 215L173 217V221H171L172 227H174V225H175ZM50 216H52V215H50ZM59 216H57V217H59ZM69 216L70 215L68 214V217ZM220 216H218V217H220ZM65 217H62V218H65ZM81 218H83V217L81 216ZM192 218H194V217H192ZM84 219H85V217H84ZM190 219L188 218V220H189L188 222L197 221L196 220L197 218L196 219L194 218L195 221H193L194 219H192V220H190ZM60 220H61V218H60ZM76 221H77V219H76ZM76 221H74V222L77 223L78 221L77 222ZM88 221H86V222H88ZM254 221H255V219H254ZM259 221H260V219H259ZM64 222H66V221H63V223ZM82 223H83V221H82ZM207 223H208V221H207ZM84 226L87 227L86 225H84ZM236 226H238V225H236ZM193 227H196V224ZM193 227L191 224L190 228L192 229ZM192 230H194V229H192ZM196 230L194 232H197ZM214 230H216V229L214 228ZM227 230H229V227ZM87 231H89V230H87ZM222 231H220V232L222 233ZM92 233H94V232L92 231ZM92 233H91V235H92ZM225 234L223 236H225ZM94 235H96V234H94ZM219 235H221V234L219 233ZM33 237L36 238L35 236H33ZM232 239H234V238L232 237ZM32 240L30 242H32ZM85 240H87V239H85ZM101 240H102V238H101ZM234 240H236V238ZM33 242H32V244H33ZM25 243H27V241H25ZM36 245H38V244H36ZM34 246H35V244H34ZM31 248H32V246H31ZM215 248H216V246H215ZM39 249H37V250H39ZM106 249L108 250V248H106ZM2 252H1V255H2ZM36 252H38V251H36ZM30 254H32V253H30ZM110 254L112 255L114 253L110 252ZM116 255H113L115 257H113V256L112 257L115 259L119 256L118 255L116 257ZM2 256H4V255H2ZM31 257L32 256H30V258ZM0 258L3 259L2 257H0ZM121 258L122 257H120V260H121ZM7 259H9V258H7ZM122 259H125V258L123 257ZM198 259H200V258H198ZM125 261H127V259H125L124 262ZM116 262L117 261H115L114 263H116ZM0 264H1V262H0ZM4 264H5V262H4Z\"/></svg>", "mask_w": 264, "mask_h": 264}]
</instances>
